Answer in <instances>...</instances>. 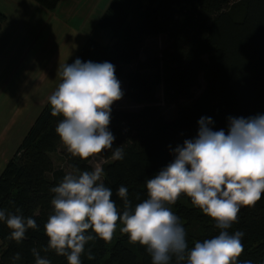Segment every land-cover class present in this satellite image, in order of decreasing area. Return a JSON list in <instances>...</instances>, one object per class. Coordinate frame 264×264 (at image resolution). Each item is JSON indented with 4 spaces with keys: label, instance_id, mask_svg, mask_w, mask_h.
<instances>
[{
    "label": "trees",
    "instance_id": "1",
    "mask_svg": "<svg viewBox=\"0 0 264 264\" xmlns=\"http://www.w3.org/2000/svg\"><path fill=\"white\" fill-rule=\"evenodd\" d=\"M32 1L51 12L62 2ZM6 20L0 11V30ZM98 27L111 30V42L102 45L90 39L77 59L113 64L116 77L126 80L123 96L142 106L130 111L112 105L113 148L123 146L125 155L123 160H113L107 152L99 158L104 161L102 179L118 207L122 208L116 195L121 185L128 188L133 206L147 198V179L173 162L177 146L198 136L202 117L212 119L213 131L227 134L230 117L264 115V0H113ZM161 35L167 38L161 56L142 60L146 42ZM132 64L134 69L125 73ZM203 73L206 86L196 97L194 90L201 88ZM161 86L165 106L181 109L173 120L164 116L158 97ZM185 100H192V105L182 107ZM62 119L52 116L48 101L0 174V210L16 213L20 209L38 226L17 244L0 221V264H35L33 248L52 264H68L66 257L42 251L48 244L45 224L53 212L50 189L62 181L66 169L90 171L94 166L66 149L62 151L66 169L55 166L52 155L62 145L55 129ZM170 207L186 230L189 248L219 234L215 221L186 195ZM236 230L244 232L240 264H264V194L254 207L241 208L239 222L229 229ZM17 253L21 258L14 261ZM80 259L81 264H152L145 247L130 243L119 227L111 243L98 237L89 241ZM171 264H176L175 258Z\"/></svg>",
    "mask_w": 264,
    "mask_h": 264
},
{
    "label": "clouds",
    "instance_id": "2",
    "mask_svg": "<svg viewBox=\"0 0 264 264\" xmlns=\"http://www.w3.org/2000/svg\"><path fill=\"white\" fill-rule=\"evenodd\" d=\"M58 75L62 82L48 99L52 116L63 117L55 131L66 151L89 164L107 152L111 159L123 160V146L113 148L115 137L109 131L112 105L124 95L115 66L78 58L60 66ZM198 123V136L175 148L173 162L147 179V198L134 206L128 188L121 185L116 195L122 208L118 207L98 166L66 173L50 189L53 212L45 224L48 244L42 251L64 256L68 264H81L89 241L98 237L111 243L119 227L130 243L145 247L152 264H171L173 258L176 264H240L244 232L229 229L239 222L241 208L254 207L264 194V115L230 117L227 134L213 131L211 118L202 117ZM182 195L220 230L192 248L180 218L170 207ZM0 221L6 223L11 230L9 239L17 244L29 229L38 227L20 209L16 213L0 210ZM31 251L35 264H52L47 255L41 256V250ZM20 258L17 253L13 260Z\"/></svg>",
    "mask_w": 264,
    "mask_h": 264
},
{
    "label": "rangeland",
    "instance_id": "3",
    "mask_svg": "<svg viewBox=\"0 0 264 264\" xmlns=\"http://www.w3.org/2000/svg\"><path fill=\"white\" fill-rule=\"evenodd\" d=\"M62 0L59 7L53 11L52 13L57 15L60 20L70 28H72V32L78 34V41L82 42L83 39H86V42L90 39L97 41L102 45H107L112 40V32L110 29H101L98 27V22L106 9L110 6L113 0ZM72 9H70V7ZM51 12V11H50ZM41 27V26H39ZM52 27H49V30ZM61 31V30H60ZM64 31V30H63ZM39 32V31H38ZM35 30V34L31 36L30 41L27 39V44L31 43L32 41L34 45L33 48L39 51H43L44 54L49 50L54 51L55 47L53 46H60L63 39H68V31L62 32L61 37L58 40H54V37L50 35L48 30L45 32L42 30V33ZM167 38L164 35H161L158 38L150 39L146 42L144 49L142 51L141 59L144 60L147 57H160L162 50L166 47ZM85 42V43H86ZM76 43L73 44L75 47ZM23 45L17 46V50L22 48ZM50 51V50H49ZM51 57H46L47 60L43 63H40V68L33 71H38L36 75H40L43 72V67L46 65L49 67L53 65V57L55 56L53 52H51ZM38 56V55H37ZM13 60V59H12ZM39 65V61L36 63ZM135 67L134 64L129 65L125 68V73L130 72ZM8 70V71H7ZM7 73L12 72L11 69L7 68ZM32 73V74H33ZM35 75V76H36ZM38 75V76H39ZM34 76V75H32ZM19 77V75H17ZM117 79L121 82V89L122 91L126 90V80L124 77H117ZM17 79H13V81L9 85L0 84V174L4 170L6 164L11 159V157L16 152L17 148L21 144L25 134L30 129L32 123L35 121L37 112L34 108V100L37 99L40 94L37 92L38 86L35 84V80L31 85V104L33 108H27L28 101H24L23 98L20 100H12L10 99L9 95H17L23 92L22 86L15 84ZM207 81V74L203 73L200 77L201 88L195 89L194 94L198 97L206 86ZM51 84L48 83L46 87H49ZM58 87V86H57ZM55 88V90L57 89ZM54 90V91H55ZM9 94V95H7ZM158 97L161 99V105L164 107V116L168 120H173L181 115V109L171 106L166 107L164 100H163V88L162 86L158 89ZM48 103V100L47 102ZM192 100H185L182 101V107H189L192 105ZM113 106L117 109L122 110H130V111H137L142 108V106L136 105L132 103L128 98L122 97L121 100L114 102ZM34 115V116H33ZM9 122L11 124L9 125ZM27 123V125H25ZM23 124V126H21ZM65 150L64 145L62 144L59 151L52 155L55 166L62 167L66 169L64 158L62 155V151ZM104 161L99 159L97 162L93 163L94 167H102ZM67 173L71 170L66 169ZM3 249L2 243L0 241V253Z\"/></svg>",
    "mask_w": 264,
    "mask_h": 264
},
{
    "label": "crops",
    "instance_id": "4",
    "mask_svg": "<svg viewBox=\"0 0 264 264\" xmlns=\"http://www.w3.org/2000/svg\"><path fill=\"white\" fill-rule=\"evenodd\" d=\"M69 7L72 9L71 6ZM0 11L7 17L6 22L0 30V84L9 85V82L11 83L13 79H17L15 84L22 86L23 92L14 96L11 94L7 95L12 100L23 98L24 101H28L27 108H33L30 87L33 80H35V84L38 86L37 92L40 94L34 100V108L38 116L47 104V100L49 101V96L62 82L58 75L59 67L67 63H74L80 50L85 45L86 39L84 38L82 42H79L78 34L70 31L72 28L64 24L57 15L43 9L32 0H0ZM49 27L52 28L49 30ZM35 30L40 33H42V30L44 32L48 30L56 41L61 37L62 32L68 31L69 35L67 37L69 40L65 41L63 39L60 46H53L55 47L54 51H51L52 48H50V51L47 50L44 54L43 51L33 48L32 45H34L33 42L35 41L29 44L26 42L27 39L30 41L31 36L35 34ZM75 43L76 45L73 47ZM20 45H23L22 48L17 50V46ZM51 52L55 55L53 57V65L49 67L47 65L46 67L44 66L43 72L40 75L38 74L39 76L36 75L38 71L33 73L35 68H40L41 62L44 63L47 60L46 57L52 56ZM38 61L39 65L36 64ZM7 68L11 69L12 72L9 70L6 76ZM48 83L51 85L46 87ZM10 124L11 122H9Z\"/></svg>",
    "mask_w": 264,
    "mask_h": 264
}]
</instances>
